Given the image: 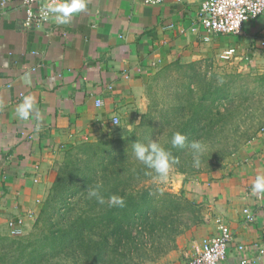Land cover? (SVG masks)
<instances>
[{
  "label": "crops",
  "instance_id": "obj_1",
  "mask_svg": "<svg viewBox=\"0 0 264 264\" xmlns=\"http://www.w3.org/2000/svg\"><path fill=\"white\" fill-rule=\"evenodd\" d=\"M203 1L88 0L70 24L51 19L34 29L24 27V0H0V234H10L12 218H24L25 233L33 228L69 150L108 134L113 117L147 111L143 85L157 69L176 61L220 62L244 72L264 67V12L246 21L240 34L214 33L206 40L196 19ZM231 48L235 52L226 54ZM28 94L42 122L34 115L16 118ZM258 174H264V129L222 168L176 176L175 188L205 205L206 217L178 236L163 264L188 263L203 238L218 233V218L234 234L220 264L243 258L264 264L256 250L264 245V195L252 194Z\"/></svg>",
  "mask_w": 264,
  "mask_h": 264
},
{
  "label": "trees",
  "instance_id": "obj_2",
  "mask_svg": "<svg viewBox=\"0 0 264 264\" xmlns=\"http://www.w3.org/2000/svg\"><path fill=\"white\" fill-rule=\"evenodd\" d=\"M197 74L195 70L192 81L183 86L185 98L164 109L155 108L154 103L128 136L100 137L69 150L35 231L14 238L4 234L0 239V264H147L174 249L178 236L199 218L197 208L194 215L188 213L194 211L195 200L184 191L141 187L153 177V170L135 158L132 144L157 141L171 151L173 165L182 173L205 168L193 166L188 145L209 140L220 123H236L242 115L238 102L243 94L231 82L217 84L218 77L195 81ZM175 131L187 137L183 148L171 146ZM240 147L239 143L215 147L206 167L220 165ZM96 184L102 186L106 201L117 194L124 198V206L110 207L89 198L88 189Z\"/></svg>",
  "mask_w": 264,
  "mask_h": 264
},
{
  "label": "rangeland",
  "instance_id": "obj_3",
  "mask_svg": "<svg viewBox=\"0 0 264 264\" xmlns=\"http://www.w3.org/2000/svg\"><path fill=\"white\" fill-rule=\"evenodd\" d=\"M194 64H196L194 66L195 68H190ZM169 65H171L169 68H165ZM169 65L157 69V71L150 75V77H148V79L144 82L143 95L148 101L147 111L150 106L154 105V103H157V107L155 108L164 109L170 106L171 103H177L179 101V97H182V99L185 98L186 93L183 86L192 81L191 76L194 75L195 70L198 73V77L195 78V81H210L218 77V79H216L217 84L220 85L223 82H231L237 90L242 88L243 94L242 100L238 102V104H241L238 112H242V115L236 119V123L230 121L220 123L219 128L213 133L212 137L209 140L202 142L206 150L200 157L199 167L196 168H200V166H204L205 168L198 170L197 172L182 173L179 172L174 165H172L166 180L163 182H158L154 179L155 173L153 171V177L142 183V186L140 185L141 187H151L153 185L158 188H162L165 191L180 194L183 191H179L176 189L177 187L175 188L174 186L176 176L184 174L186 176L185 178L188 179L200 173L211 172L218 168H222L229 156L218 166L211 168L206 167L211 160L210 158L213 157L212 150L214 151L216 149L215 147L224 143H227L230 146H234L235 143H239L240 147L248 142L249 139H253L264 129V67L260 69H253L250 72H244L231 69L224 63L221 64L219 62V64L216 65L210 61H202L200 63L176 61ZM155 108H153V110ZM142 114L143 113L135 112L134 110H129L123 117L121 116L122 118L119 117L120 122L113 125L108 134L100 137L120 138L128 136V133L134 129V126L141 121ZM182 194L186 195L185 192ZM190 199L193 201L195 200L193 198ZM194 203V208H192L194 211L189 210L188 213L190 215H194L195 208H197L198 213H195L198 214L199 218L196 219L195 223H193L190 228L194 227L198 222L203 221L206 217V212L204 211L205 209H203L206 208V206L202 205L197 200H195ZM35 229L33 225V228L23 235L25 236L33 233ZM188 231L189 230L187 229L182 234L188 233ZM3 236L5 235L0 234V239ZM8 236L12 238L19 237L11 236L10 234ZM178 239L179 238H177L176 243H178ZM165 255L163 257H165ZM163 257L158 260L148 262L147 264H163Z\"/></svg>",
  "mask_w": 264,
  "mask_h": 264
},
{
  "label": "built area",
  "instance_id": "obj_4",
  "mask_svg": "<svg viewBox=\"0 0 264 264\" xmlns=\"http://www.w3.org/2000/svg\"><path fill=\"white\" fill-rule=\"evenodd\" d=\"M164 0H145L148 4H159ZM50 0H24L25 23L30 21V27L42 29L48 26L51 19L45 21L41 15V9ZM2 5L7 4V0H2ZM264 12V0H204L196 14L197 22L205 31V39L209 40L214 33L240 34L244 24L250 19L257 18ZM264 45V43H263ZM234 48L226 50V54L231 55ZM99 102V103H98ZM97 104H102L98 101ZM114 125L120 122L118 116L113 117ZM264 204V197L261 198ZM246 220L253 222L255 215L250 208H244ZM218 222V233L205 237L201 241L196 254L186 264H220L228 257L230 244L234 241V234L231 228L220 218ZM25 221L23 217L12 218L8 222L11 236H22L25 234ZM264 240V236H263ZM257 245V244H256ZM240 250H245L244 245L239 246ZM258 257H264V245L256 249ZM248 259L243 258L237 264H247Z\"/></svg>",
  "mask_w": 264,
  "mask_h": 264
},
{
  "label": "clouds",
  "instance_id": "obj_5",
  "mask_svg": "<svg viewBox=\"0 0 264 264\" xmlns=\"http://www.w3.org/2000/svg\"><path fill=\"white\" fill-rule=\"evenodd\" d=\"M88 0H50L41 9L42 18L45 21L54 20L58 25L70 24L74 18V14L82 13L87 8ZM30 21L24 25L25 28L30 27ZM99 103V102H98ZM34 118L42 122L40 110L36 107L35 97L31 94L24 95L21 102L15 108L16 118L22 121H28ZM41 123H37L35 132L39 133ZM187 137L180 131H175L171 137L172 148H183L186 144ZM193 151V166L199 167L200 157L205 152V146L199 141H192L188 145ZM135 158L141 162L147 169L153 170L155 173L154 179L158 182L166 180L171 167L176 163L170 150L165 149L157 141L153 140L147 144L136 141L132 144ZM101 185L96 184L88 189L87 195L89 198H95L99 204H107L110 207H123L124 198L111 194L107 201L101 192ZM253 195H264V174H258L252 184Z\"/></svg>",
  "mask_w": 264,
  "mask_h": 264
}]
</instances>
